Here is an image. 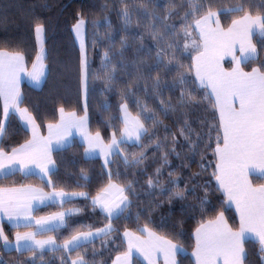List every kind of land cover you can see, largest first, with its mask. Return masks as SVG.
<instances>
[{"label":"snow or ice","instance_id":"1","mask_svg":"<svg viewBox=\"0 0 264 264\" xmlns=\"http://www.w3.org/2000/svg\"><path fill=\"white\" fill-rule=\"evenodd\" d=\"M133 13L138 17L137 28L141 27L143 20L149 21L143 25V33L129 32ZM228 14L235 15L231 23L225 27L220 17ZM118 15L124 22L126 35L121 36L117 48L111 33L107 34L110 49L115 48L116 51L112 55L105 52L101 57L105 88L111 90L116 78L117 66L112 65L111 69L108 67L112 62V56L115 55L120 57L118 61L120 70L127 74L131 67L136 73L126 92H130L132 87H138L140 80H145V91L147 82L150 81L153 94L159 98L163 95V89L169 87L162 81L161 72L167 74L175 68L176 76L172 87L179 84L180 95L175 105L170 99H160L161 114L167 117L168 113L172 112L184 116L185 119L177 132H170L169 126L151 109L145 107L140 114L133 116L128 111V105L122 103L121 116L109 118L121 121L119 135L113 131L111 138L105 143L99 131L94 135L88 131L87 105L83 115H78L75 111L66 112L60 107L57 109L58 121L48 123L47 137L41 136L40 125L37 124L32 111L28 107H21L24 97L20 91L23 77L39 86L47 75L44 64L46 25L39 18H34L32 23L38 50L30 71L27 68L24 51L0 48V102L3 105V115L0 117V144L5 141L8 123L13 115L19 117L23 130L31 132L30 139L10 150L0 147V181L8 180L19 173L24 178L36 177L44 186L35 187L29 184L17 186L15 181L11 186L0 185V219L6 218L16 229H32L16 231L10 239L0 226L2 251L4 253L15 251L19 256L29 253L16 264H37V257L39 256L42 262L45 251L61 252L69 255H61L60 264H69L73 251L86 248L87 245L94 244L97 239L104 237L106 239L102 242V247L115 244L117 239H122L123 243H126L125 250L115 257L112 264H159L161 257L164 264H180L177 257L185 254L183 247L158 235L147 224L138 227L135 232L125 228L122 236L114 235L119 230L113 227V221L122 217L130 218L132 198H138V193L131 181L124 184L114 183L111 171L108 172V183L91 197L93 212L98 210L108 221L103 227L77 231L62 244H58L55 237L37 239V236L67 228L70 217L79 214L80 209H67L40 217L34 216V213L48 202L52 204L59 202V206L63 208L65 203H70L76 198L88 200L87 192H66L62 188L58 189L52 179L58 173L52 153L70 146L69 138L73 130H76L82 137L84 155L87 157L98 153L104 160L105 168L114 163L113 156L121 158L125 169L141 168L145 164L148 151L158 153L159 167L155 169L153 177H149L147 187L158 189L161 195L167 193L169 201L187 200L189 192L194 194L197 187L203 188L205 195L195 198L198 203L187 205L193 212L198 209L203 217L209 210L207 190L211 186V180L203 185L193 184L191 188L186 184L183 189L179 188V177L173 171L168 172L166 183L161 180L163 169L170 167L169 156L181 158V152L177 151L178 147L187 150L185 159L194 157L200 148L203 136L196 133V139L193 140V129L186 117L187 109L203 104L212 117L211 123L205 121L209 129L205 149H212V156L215 158V166L210 175L215 181L216 191L224 197L222 208L234 207L239 227L233 229L229 225L223 210L218 211L210 219L202 218L193 232L195 245L191 256L194 258V264H249L245 244L253 237L259 246L257 250L259 260L264 262V183L254 184L251 179L255 176L264 180V59L260 57L257 44L253 43V38L258 36V44L264 48V0H259L258 3L249 0L247 4L241 0L235 5L217 7L215 10L207 0H180V3L176 0H167L164 5H160L157 0H141L138 4H129L126 0H121ZM173 17H179L181 27L178 30L174 23L168 22ZM5 19L6 17L0 16V22ZM93 23L99 24V21ZM86 24L83 14L78 12L72 31L81 41L79 85L85 94L88 91L90 74L82 39ZM146 35L150 36L155 44L154 57L151 55V49L145 52ZM173 37L176 39L173 40ZM180 38L184 40L182 48L179 44ZM129 49L132 50L130 61L125 56ZM188 57L191 63L185 65L182 60ZM225 57H231L230 70H225L221 64ZM256 61H259L258 65L252 67L250 71H245L242 67ZM153 69H156L155 75H152ZM194 90H202L203 97L198 100L192 94ZM103 107L107 110L108 105L104 104ZM141 116L144 117L143 120ZM145 120L152 121L150 128L145 126ZM161 127L165 133L163 137L157 135ZM212 132H215L214 138ZM177 135L182 138V143L177 139ZM145 138L148 143H144ZM128 144L139 148L140 151L129 156L121 147ZM205 158L202 154L201 161ZM182 166L188 167L187 164ZM209 167H212L211 162L208 165L203 163L200 165L203 172ZM116 175L119 177L120 173L117 172ZM199 175L200 173H194L190 179H195ZM81 177L85 181L89 180L83 169ZM78 187L82 188L84 185ZM45 188L50 191H45ZM136 218L139 220V214ZM96 254V250L93 249V255ZM0 264L9 262L0 257ZM70 264H89V261L83 255H78L70 260Z\"/></svg>","mask_w":264,"mask_h":264},{"label":"trees","instance_id":"2","mask_svg":"<svg viewBox=\"0 0 264 264\" xmlns=\"http://www.w3.org/2000/svg\"><path fill=\"white\" fill-rule=\"evenodd\" d=\"M129 4H138L141 0H126ZM160 5L167 3V0H157ZM180 3V0H176ZM213 5V10L217 7H229L240 3L241 0H207ZM245 4L249 0H243ZM252 3H258L259 0H251ZM45 5H47L45 7ZM107 5V8L103 6ZM121 10V0H0V16L6 17L3 22H0V48H6L12 51H24L26 53L27 68L32 64L36 53L37 45L34 35V25L32 23L34 18H39L46 25L44 48L46 50V65L47 75L44 78L42 85L39 88H34L28 83L21 84L20 91L24 97V103L21 107H28L36 117V122L40 125V130L43 132L47 123H55L58 120L57 109L63 107L65 111H75L78 115H83L85 106L89 116L88 131L91 134L100 132L104 142L107 143L111 138L112 132L116 131L119 135V128L121 121L119 119H109L110 117H120V105L127 104L128 111L136 116L140 114L145 107L151 109L160 116L164 123L170 128V132H177L182 125L184 116L169 112L167 117L161 114L160 99L171 100L175 105L179 98L181 86L176 84L172 87L174 78L176 76V69L173 68L171 72L165 74L161 72V79L166 82L169 87L163 89V95L156 97L151 89V82H147V91H145V80H140L138 87H132L130 92H126L129 85L135 79V71L131 67L127 70V74L120 70L118 55L112 56V62L108 65L111 69L112 65L117 66L115 80L112 84L111 90L105 88L104 68L102 67L101 57L105 52L112 55L116 51L115 48L110 49L107 34L111 33L112 39L116 47L119 46V41L124 32V22L118 15ZM255 11V10H254ZM82 13L83 18L87 21L84 28L85 51L89 67L88 77V91L83 97V92L79 85V62L80 50L75 41L72 26L76 22V14ZM183 10H181V14ZM235 14L221 15V23L227 27L231 23ZM106 18V20H105ZM137 15L133 13L132 23L129 28L130 33H143L144 24L149 21L143 20L141 27L137 28ZM191 19V18H190ZM93 21H99V24H94ZM174 23L178 30L181 27L179 17H173L168 21ZM173 40L176 38L173 37ZM259 37L253 38V43L257 44L260 51L261 59H264V48L258 44ZM146 48L151 49V55L154 57L156 47L150 36H145L144 41ZM181 48L183 47V38L179 39ZM126 58L130 61L132 59V50L129 49L125 53ZM152 61L150 60L149 63ZM182 63L188 65L191 63L190 57L182 60ZM259 61L242 65L245 71H250L252 67L257 66ZM223 65L226 69L231 68L232 62L225 60ZM156 69L152 70V75H155ZM148 75V73H145ZM99 77V78H94ZM194 78V73L193 77ZM191 85V79L189 80ZM192 94L201 99L204 95L202 90H194ZM107 104V110L103 105ZM38 105V107H36ZM188 116L186 117L193 129V140L196 139V133H201L203 140L196 155L189 159L184 157L187 155V150L177 148L181 152V158L177 159L174 155L169 156L170 167L163 169L162 182H167L168 172L173 171L179 177V188H185L187 184L189 188L193 184L203 185L211 180V186L207 190V199L210 201L208 211L202 217L199 210L192 211L187 205L196 201V197H203L205 191L201 187L196 188L193 194L188 193L187 200L172 199L169 201L168 194L161 195L158 189H149L147 181L149 177H153L155 169L159 167L158 153L148 151L145 164L141 168L125 169L122 160L118 156H113L112 163L108 168L103 167L100 157L86 158L84 156V145L76 138H73L70 146L54 151L52 158L56 161L58 173L52 177L58 189H63L66 192L85 191L89 194L88 200L80 199L74 200L70 203H65L63 208L59 204H47L39 207L34 213V216L45 215L75 207L80 209L79 214H73L70 217L69 226L61 228L57 232H46L41 236L55 237L56 242L61 244L64 240L74 235L77 231H87L100 228L108 223L107 219L99 214V211L93 212L91 206V197L95 196L100 188L108 183V172H112L113 182L117 184H124L126 182H133V186L137 189L138 198L133 197L131 206V216L129 219L113 221V227L119 230L114 235L122 236L125 228L135 232L138 227L148 225L158 235L163 236L174 243L182 246L187 254L179 255L178 260L180 264H193L189 252L194 247L193 232L201 219H210L215 216L218 211L225 212V218L229 225L236 229L239 227V222L234 212V209L222 208L224 197L216 191L215 181L211 178V172L215 166V158L212 156V149H205V143L208 140V127L205 124L211 123V114L205 110L203 104L187 109ZM2 102H0V117H2ZM150 113H145L149 115ZM143 120L144 117L141 116ZM146 127H151L152 121H144ZM111 125V126H109ZM157 135L163 137L165 135L163 127L159 129ZM213 138L215 132H212ZM30 134L21 127V122L18 117L13 115L8 123V131L5 136V141L0 144V147H5L10 150L14 146L24 143L28 140ZM155 139V137H153ZM177 139L182 141V138L177 135ZM144 143H148L145 138ZM122 149L129 156L140 151L139 148L132 144L122 145ZM212 147H215V140L213 139ZM205 155V159L201 161V155ZM211 162L212 167H209L206 172L201 171L200 165H208ZM187 164L188 167L182 165ZM81 169L87 173L89 180L85 181L81 177ZM120 175L117 177L116 173ZM194 173H200L195 179ZM254 184L264 183V180L257 179L255 176L251 177ZM13 181L16 185L29 184L38 187H43L39 179L36 177L24 178L19 173L8 180L0 181V185L11 186ZM84 185V187H78ZM45 190H49L45 188ZM139 214V220H137ZM6 234L12 239L16 231H23L25 228L16 229L10 227L6 223H1ZM182 233V234H180ZM106 238L101 237L97 239L94 244L87 245L86 248H79L70 254V260L83 255L89 261V264H112L114 257L123 252L126 244L122 239H117L115 244H109L107 247H102V242ZM119 246V247H118ZM258 244L256 241L248 240L245 248L248 251L249 264H264L259 260ZM93 249L96 250V255H93ZM29 253H24V256H19L15 251L11 253H4L2 251V244L0 243V257L9 264H16L25 259ZM69 255L61 252L45 251L43 253V260L37 257V264H60V256ZM69 260V264H70Z\"/></svg>","mask_w":264,"mask_h":264},{"label":"crops","instance_id":"3","mask_svg":"<svg viewBox=\"0 0 264 264\" xmlns=\"http://www.w3.org/2000/svg\"><path fill=\"white\" fill-rule=\"evenodd\" d=\"M73 34H74V38H75V41H76V43H77V45H78V48H79V50H80V53H81V41L79 40V39H77V36H76V33H74L73 32ZM34 35H35V32H34ZM82 39H83V43H84V47H85V40H84V30H83V35H82ZM35 40H36V37H35ZM44 42H45V33H44ZM36 45H37V42H36ZM237 48H238V46H237ZM37 50H38V46H37ZM37 54V53H36ZM238 54V53H237ZM229 58H231V57H225L224 58V60H222L223 62L225 61V60H228ZM35 59V58H34ZM221 61V62H222ZM33 63V62H32ZM45 64V63H44ZM223 64V63H222ZM223 67H224V65H222ZM232 67V66H231ZM31 68H32V64L30 65V67L28 68V70L30 71L31 70ZM225 68V67H224ZM231 68H229V69H226L225 68V70H230ZM43 80L44 79H42V81H41V83H40V85L39 86H36L32 81H30L27 77H23L22 79H21V82H20V88H21V84L23 83V82H26V83H28L30 86H32V87H34V88H39L41 85H42V82H43ZM210 91V90H209ZM83 97H85V93H83ZM2 110H3V105H2ZM67 112V111H66ZM69 112H71V111H69ZM2 115H3V113H2ZM18 117V116H17ZM18 119H19V117H18ZM58 119H59V113H58ZM20 121V120H19ZM58 121V120H57ZM48 124V123H47ZM46 124V125H47ZM46 125H45V128H44V131L42 132L41 130H40V135L41 136H44V137H47V135H48V129H47V127H46ZM29 132V134H30V137H29V139L31 138V132L30 131H28ZM94 135V134H93ZM73 138H76L80 143H82L83 144V141H82V137H81V135L79 134V132H77L76 130H73V132H72V135L70 136V138H69V144L72 142V140H73ZM85 156V155H84ZM86 157V156H85ZM90 157H100L99 156V154L97 153L96 155H94V156H87L86 158H90ZM101 159V161H102V163H103V165H104V160L102 159V158H100ZM34 186V185H33ZM35 187H38V186H35ZM45 191H50V189L49 190H45ZM79 192V191H78ZM69 193H71V192H69ZM80 199H83V198H76V199H74V200H80ZM74 200H72V201H74ZM47 204H52L51 202H48ZM46 204V205H47ZM55 204H59V202H57V203H55ZM41 206H44V205H41ZM40 206V207H41ZM67 209H77V208H75V207H70V208H67ZM67 209H63V210H60V211H64V210H67ZM233 209H234V207H233ZM56 212H59V211H56ZM234 212H235V209H234ZM54 213V212H53ZM51 213H49V214H45V215H40V216H47V215H50ZM40 216H36V217H40ZM237 217V216H236ZM237 219H238V217H237ZM6 223L7 225H9L10 227H12L10 224H9V222L7 221V219L6 218H3V219H0V226H1V223ZM238 222H239V220H238ZM103 227V226H102ZM143 227V226H142ZM32 229H25V230H23V231H31ZM129 230V229H128ZM23 231H21V232H23ZM131 231V230H130ZM123 233V232H122ZM49 237V235L48 236H41V235H39V236H37V239H47ZM167 239V238H166ZM193 239H194V237H193ZM250 240H253V241H255V238L253 237V238H251ZM2 244V243H1ZM59 244V243H58ZM62 244V243H61ZM126 244V243H125ZM194 245H195V239H194ZM182 247V246H181ZM194 248V247H193ZM184 249V248H183ZM185 250V249H184ZM192 251H193V249H192ZM192 251L191 252H189V256H190V258H191V260H192V262H193V264H194V258L191 256V253H192ZM185 254H187V251L185 250ZM185 254H182V255H185ZM118 255V254H117ZM116 255V256H117ZM115 256V257H116ZM115 257H114V259H115ZM76 258V257H75ZM75 258H72V259H75ZM178 258V257H177ZM113 259V260H114ZM159 264H164V261H163V258L161 257L160 258V260H159Z\"/></svg>","mask_w":264,"mask_h":264},{"label":"rangeland","instance_id":"4","mask_svg":"<svg viewBox=\"0 0 264 264\" xmlns=\"http://www.w3.org/2000/svg\"><path fill=\"white\" fill-rule=\"evenodd\" d=\"M228 60H230L231 61V58H229ZM223 63V61L221 62V64ZM223 65V64H222Z\"/></svg>","mask_w":264,"mask_h":264}]
</instances>
